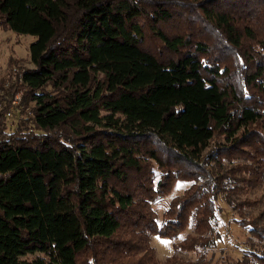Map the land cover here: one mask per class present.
I'll return each instance as SVG.
<instances>
[{
  "label": "trees",
  "instance_id": "obj_1",
  "mask_svg": "<svg viewBox=\"0 0 264 264\" xmlns=\"http://www.w3.org/2000/svg\"><path fill=\"white\" fill-rule=\"evenodd\" d=\"M0 25L36 36L15 72L34 129L0 114V264H211L177 251L264 181V0H0ZM259 203L233 210L260 246L220 264H264ZM190 223L161 263L151 236Z\"/></svg>",
  "mask_w": 264,
  "mask_h": 264
},
{
  "label": "rangeland",
  "instance_id": "obj_2",
  "mask_svg": "<svg viewBox=\"0 0 264 264\" xmlns=\"http://www.w3.org/2000/svg\"><path fill=\"white\" fill-rule=\"evenodd\" d=\"M36 39V36L30 34H21L0 25V84L4 88L0 90V114H4V119L8 130L15 128L29 129L33 128V112L31 110L32 103L23 104L24 87L20 79L16 78L17 67H33L30 61V44ZM151 44L159 49L158 42L154 37H150ZM16 85L14 93L8 94L7 90ZM1 86V85H0ZM47 90L50 87H46ZM21 93V101L18 106H12L16 94ZM6 106V107H5ZM12 109V110H10ZM12 112L11 116L6 113ZM159 179V174L156 171L155 181ZM191 182L178 181L172 187L171 192L165 196H160L151 202V207L156 214V220L161 223L163 211L166 209L169 201L180 195L184 189L189 187ZM244 186L243 183H239ZM260 200L261 203L255 207H245L244 211L256 213L264 204V181L256 186L254 189L243 190L235 192V194L225 196L220 193L215 200L216 216L214 219V244L200 250L198 253H185L177 251L183 258L197 259L200 255H204L211 264H220L224 256H229L231 259H240L243 254L250 250H254L260 246V242L253 238L248 230L239 225L236 220L240 219L239 215L233 210L234 203L240 200ZM226 200V201H225ZM192 231V224L190 223L186 230L177 238L171 239L169 237H161L159 235L151 236V245L155 250L156 257L162 263L164 260L172 255L174 250V243L183 239L184 236Z\"/></svg>",
  "mask_w": 264,
  "mask_h": 264
},
{
  "label": "built area",
  "instance_id": "obj_3",
  "mask_svg": "<svg viewBox=\"0 0 264 264\" xmlns=\"http://www.w3.org/2000/svg\"><path fill=\"white\" fill-rule=\"evenodd\" d=\"M20 101H21V93L18 92V93L16 94L14 100L12 101V106H13V108H14V106H16V105L18 106V104H19ZM10 110H12V109H10ZM6 114H7L8 116H11V115H12V112H11V111H8Z\"/></svg>",
  "mask_w": 264,
  "mask_h": 264
}]
</instances>
